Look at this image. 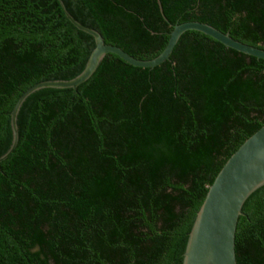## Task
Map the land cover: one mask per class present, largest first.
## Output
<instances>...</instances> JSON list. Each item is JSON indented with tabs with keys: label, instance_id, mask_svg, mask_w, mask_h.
Segmentation results:
<instances>
[{
	"label": "trees",
	"instance_id": "obj_1",
	"mask_svg": "<svg viewBox=\"0 0 264 264\" xmlns=\"http://www.w3.org/2000/svg\"><path fill=\"white\" fill-rule=\"evenodd\" d=\"M106 44L149 60L208 23L264 50V0H0V157L32 86L79 75ZM0 160V264H183L209 186L264 125V59L197 30L169 58L108 52L72 87L22 101ZM237 264H264V184L242 205Z\"/></svg>",
	"mask_w": 264,
	"mask_h": 264
},
{
	"label": "water",
	"instance_id": "obj_2",
	"mask_svg": "<svg viewBox=\"0 0 264 264\" xmlns=\"http://www.w3.org/2000/svg\"><path fill=\"white\" fill-rule=\"evenodd\" d=\"M80 29L92 34L96 47L92 51L84 70L70 80H49L29 88L17 101L11 113L13 142L8 151L0 157H7L17 142L16 116L22 101L31 92L43 87H72L85 81L96 69L103 56L112 52L138 67H154L169 58L180 35L189 29L203 32L237 51L264 59V50L232 38L214 26L199 21H186L176 24L170 33L167 45L153 59L135 58L122 48L104 43L101 34L82 26L67 14ZM264 184V125L249 136L226 160L209 186L205 199L197 212L189 233L183 264H237L235 254V232L242 205L247 197Z\"/></svg>",
	"mask_w": 264,
	"mask_h": 264
}]
</instances>
